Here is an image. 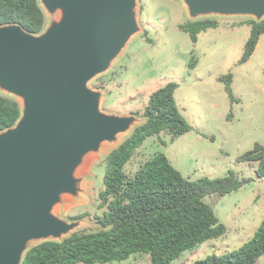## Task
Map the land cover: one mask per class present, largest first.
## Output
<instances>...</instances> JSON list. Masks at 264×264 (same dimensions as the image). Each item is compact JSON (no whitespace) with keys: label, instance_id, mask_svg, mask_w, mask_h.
<instances>
[{"label":"water","instance_id":"1","mask_svg":"<svg viewBox=\"0 0 264 264\" xmlns=\"http://www.w3.org/2000/svg\"><path fill=\"white\" fill-rule=\"evenodd\" d=\"M39 1L41 32L0 25V95L21 108L0 130V264H23L32 247L80 231L85 217L59 211L85 195L90 162L146 121L107 111V93L90 87L142 32L139 0ZM180 1L192 21L264 20V0Z\"/></svg>","mask_w":264,"mask_h":264},{"label":"rangeland","instance_id":"2","mask_svg":"<svg viewBox=\"0 0 264 264\" xmlns=\"http://www.w3.org/2000/svg\"><path fill=\"white\" fill-rule=\"evenodd\" d=\"M210 20H217V27L202 31L193 42L182 27L200 20H190L180 0H139L142 32L112 69L90 84L91 88L107 93L104 109L121 115H138L158 88L169 82L179 85L175 98L192 131L175 140L167 133L148 137L128 170L133 171L144 160L163 153L192 181L222 178L229 171L254 179L237 192L207 198L228 227V233L187 251L173 264H194L209 255L238 249L253 238L264 220V178L257 177V164L237 162L256 144L264 145V36L254 56L240 64L251 34V19ZM227 74H232L235 102L220 80ZM110 151L88 165L85 195L80 200H68L59 211L68 220L89 214L80 231L97 228L94 217L102 213L98 197L104 187L105 160ZM109 264L151 262L148 256L137 255ZM259 264H264V257Z\"/></svg>","mask_w":264,"mask_h":264},{"label":"trees","instance_id":"3","mask_svg":"<svg viewBox=\"0 0 264 264\" xmlns=\"http://www.w3.org/2000/svg\"><path fill=\"white\" fill-rule=\"evenodd\" d=\"M47 22L39 0H0V25L19 23L39 33ZM251 34L240 64L255 54L262 36L264 20H250ZM217 20L204 19L185 25L193 42L199 33L216 28ZM194 62L191 63V66ZM232 102V74L220 78ZM179 85L169 82L149 97L138 115L146 121L105 160L104 187L99 193L101 214L94 219L96 229L75 232L62 242H44L32 247L23 264H109L146 255L151 264H173L184 253L209 241L224 237L228 227L218 218L207 198L237 192L254 179L242 178L234 171L217 179L203 177L192 181L183 176L163 153L141 162L135 170L127 167L148 137L162 133L172 140L192 131L182 115L175 93ZM21 116L19 103L0 95V130L13 126ZM237 162L257 164L258 178H264V145L238 157ZM89 216L84 214L79 218ZM264 257V220L253 238L240 248L212 254L194 264H259Z\"/></svg>","mask_w":264,"mask_h":264},{"label":"crops","instance_id":"4","mask_svg":"<svg viewBox=\"0 0 264 264\" xmlns=\"http://www.w3.org/2000/svg\"><path fill=\"white\" fill-rule=\"evenodd\" d=\"M259 45H260V44H258L257 48H259ZM256 50H257V49H256Z\"/></svg>","mask_w":264,"mask_h":264}]
</instances>
